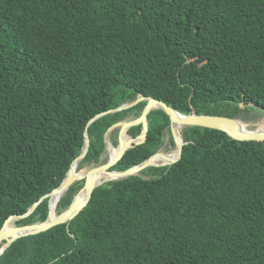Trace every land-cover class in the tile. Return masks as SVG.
I'll list each match as a JSON object with an SVG mask.
<instances>
[{"label": "trees", "instance_id": "trees-1", "mask_svg": "<svg viewBox=\"0 0 264 264\" xmlns=\"http://www.w3.org/2000/svg\"><path fill=\"white\" fill-rule=\"evenodd\" d=\"M141 96L184 116L263 119L264 0H0V230L60 187L85 133L77 172L105 164L104 135L146 101L91 120ZM147 122L113 171L175 148L162 110ZM180 135L176 164L96 188L68 226L15 241L0 264H264V142ZM48 205L14 226L44 222Z\"/></svg>", "mask_w": 264, "mask_h": 264}, {"label": "water", "instance_id": "water-1", "mask_svg": "<svg viewBox=\"0 0 264 264\" xmlns=\"http://www.w3.org/2000/svg\"><path fill=\"white\" fill-rule=\"evenodd\" d=\"M146 101V106L144 107L141 116L138 119L123 122L117 124L110 128L107 133L104 135V141L106 144V150L111 146L116 148L118 151L113 158H108L107 162L103 165L88 169L86 171H79L76 174H71V167L76 163L79 164L85 155L87 154L89 147V138L87 133H85V148L80 157L75 159L71 167L66 175V178L61 183L60 187L53 190L49 195L42 197L37 203H35L26 214L22 216H11L9 217L2 229L0 230V256L4 253L6 248H8L15 241L26 238L29 236H36L41 233L47 232L50 229L66 224L67 226L71 221H73L89 204L93 192L96 188L112 181H119L122 179H126L129 177L139 176V174L148 169V168H159V167H168L176 164L182 156V150L185 143L183 142L181 135L179 134V139L176 136L173 127H178L182 129L183 127H199L209 130H215L221 132L228 136L230 139L237 142H264V133L258 134L255 133L258 130L260 124L264 122V119L258 124H244L241 120L238 119H229L225 117H215V116H204V115H190L184 116L173 109L169 108L163 102L157 101L152 98H146L141 96L134 103L123 105L115 110H110L105 113H102L96 116L91 122H94L100 117L105 115L114 114L123 110H127L137 105L138 103ZM153 110H162L165 115L168 116L170 121V131L175 144V149L177 150V157L171 163L165 166H159L155 164V160L160 156H166L167 154L158 152L152 157H150L145 162L141 163L138 166H135L126 171H113L112 169L124 158L128 151L143 145L147 140L148 134V122L147 117L149 113ZM239 123L243 124L247 128V133L244 134L239 130ZM90 124V123H89ZM141 126L140 134L134 138L128 134L129 129L133 127ZM254 126L253 129H249V127ZM119 127V133L117 138V147H114L108 139V133L114 129ZM126 136L128 138L127 143L122 142V137ZM84 172V173H83ZM109 176L112 180L106 182L105 179H102L101 176ZM77 182H83V186L81 190L77 193V195L73 198L70 206L60 214H57L55 217H50V212L48 213L47 219L42 223H36L29 226L16 227L14 226L15 222L21 221L30 217L34 211L37 209L38 205L46 198H49L48 209L50 211V198L53 195H61V198L65 195V193L69 190L71 186H73ZM81 192H85L84 199L82 201L79 200V194ZM13 224V225H12Z\"/></svg>", "mask_w": 264, "mask_h": 264}, {"label": "bare ground", "instance_id": "bare-ground-1", "mask_svg": "<svg viewBox=\"0 0 264 264\" xmlns=\"http://www.w3.org/2000/svg\"><path fill=\"white\" fill-rule=\"evenodd\" d=\"M238 128H239V130L242 133H244V134L247 133V128H246L245 125L239 123V127ZM173 129H174V132H175L176 136L179 139V137H180L179 136V128L174 126ZM255 133H258V134H263L264 133V122L259 125L258 130ZM107 151H108L109 157L113 158L118 150L116 148H113V147L109 146ZM176 157H177V150L175 149V151L170 153L167 157H163V156L158 157L155 160V164L159 165V166H165V165H168L169 163H171L173 160H175ZM77 167H78V164L75 163L71 167L70 173L71 174H76L77 173ZM101 178L105 179L106 182L112 180L111 177L105 176V175H102ZM84 196H85V192H81L79 194V200L82 201L84 199ZM60 199H61V195H53L50 198V211L49 212H50V217L51 218H53V217H55L57 215V211L56 210H57V205H58Z\"/></svg>", "mask_w": 264, "mask_h": 264}, {"label": "rangeland", "instance_id": "rangeland-1", "mask_svg": "<svg viewBox=\"0 0 264 264\" xmlns=\"http://www.w3.org/2000/svg\"><path fill=\"white\" fill-rule=\"evenodd\" d=\"M241 108L243 106H240ZM261 115V112L258 108H249L247 110H245V114H244V118L243 119H246V120H243L242 122L245 124H250L253 120L251 119V116H260ZM264 119V118H263ZM262 119V120H263ZM249 120H252V121H249ZM262 120H260L259 122H261ZM258 122V123H259ZM180 131L181 129H179V134H180ZM118 133H119V127L117 128H114L112 129L109 133H108V139L109 141L111 142V138L112 136H114L116 138V141H117V138H118ZM112 144V143H111ZM173 151H175V148H169L167 152H163V150L161 151L162 153H165L167 154L166 156H163V157H167L170 153H172ZM105 158L106 160H108L109 158V154H108V151L106 150V155H105ZM88 169H84L83 171H86ZM58 206V205H57ZM58 214V213H57ZM13 225V224H12Z\"/></svg>", "mask_w": 264, "mask_h": 264}, {"label": "flooded vegetation", "instance_id": "flooded-vegetation-1", "mask_svg": "<svg viewBox=\"0 0 264 264\" xmlns=\"http://www.w3.org/2000/svg\"><path fill=\"white\" fill-rule=\"evenodd\" d=\"M240 106H243V105H240ZM240 106H238L237 108L239 109V110H242L244 107H240ZM242 116H244V114H242ZM236 119H238V120H241V118H236ZM262 120V119H261ZM242 121V120H241ZM249 121H252V120H249ZM258 122L259 121H257V122H254V121H252L250 124H252V125H255V124H258ZM250 129H253L254 128V126H251V127H249Z\"/></svg>", "mask_w": 264, "mask_h": 264}]
</instances>
